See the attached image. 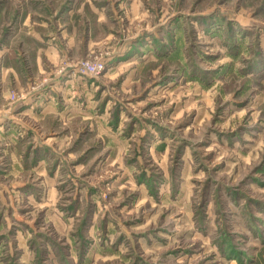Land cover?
Returning <instances> with one entry per match:
<instances>
[{
  "label": "rangeland",
  "instance_id": "1",
  "mask_svg": "<svg viewBox=\"0 0 264 264\" xmlns=\"http://www.w3.org/2000/svg\"><path fill=\"white\" fill-rule=\"evenodd\" d=\"M0 264H264V0H0Z\"/></svg>",
  "mask_w": 264,
  "mask_h": 264
},
{
  "label": "built area",
  "instance_id": "2",
  "mask_svg": "<svg viewBox=\"0 0 264 264\" xmlns=\"http://www.w3.org/2000/svg\"><path fill=\"white\" fill-rule=\"evenodd\" d=\"M87 68H90L91 70H92V72H95V70H96V68H95V66L93 67V66H91L90 64H86L85 65Z\"/></svg>",
  "mask_w": 264,
  "mask_h": 264
}]
</instances>
